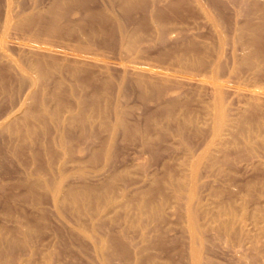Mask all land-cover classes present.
<instances>
[{"label": "rangeland", "instance_id": "1", "mask_svg": "<svg viewBox=\"0 0 264 264\" xmlns=\"http://www.w3.org/2000/svg\"><path fill=\"white\" fill-rule=\"evenodd\" d=\"M256 2L264 7V0H199L169 11L166 0H145L127 24L149 42L140 60L156 64L163 55L170 67L169 48L177 46L174 55L187 46L216 51L222 36L224 71L233 69L222 118L211 86L180 75L171 79L179 96L171 108L168 95L152 96L135 82L123 84L119 97L101 94L95 99L104 110L83 115L93 116L92 128L68 127V114L59 122L47 115L42 125L11 113L13 124L0 125V264H194L177 183L194 197L198 264H264V27L260 42L247 31L235 35L264 25ZM161 11L157 23L153 14ZM163 22L178 30L176 46L156 41ZM254 49L262 55L253 69L234 64ZM8 98L0 96V117L17 100ZM117 103L126 126L114 129ZM219 120L225 124L215 139ZM71 194L79 200L69 201Z\"/></svg>", "mask_w": 264, "mask_h": 264}, {"label": "bare ground", "instance_id": "2", "mask_svg": "<svg viewBox=\"0 0 264 264\" xmlns=\"http://www.w3.org/2000/svg\"><path fill=\"white\" fill-rule=\"evenodd\" d=\"M14 1L0 0V96L7 98L15 96L17 100L12 101L4 117H0V125L9 122L11 126L15 121L10 117L11 113L20 112L24 114L25 119L42 125L49 118L46 117L47 115L50 116V120L55 119V122H59L61 114H68L69 116L64 117L62 121L68 127L92 128L95 124L94 118L92 115L85 118V114L104 110L95 98L112 92L119 97L123 92V84L131 82H135L139 88L152 96L168 95L169 100L165 102V108H171L179 97H174L178 93L171 80L177 75L197 77L205 84L208 83L211 86L210 92L217 114L221 118L225 115L222 101L227 94L229 96L233 94L225 93L224 88L225 84L230 82L233 69L224 71L222 36H219L221 43L216 51L195 47L197 50L190 52L187 46L183 47L184 50L179 55H174L177 43L173 41L178 39V30L170 29L164 22L158 25L155 23L157 25L155 32L158 35L156 41L161 45L173 42L172 45L176 46L175 49L169 48L167 52L168 55L173 56L174 66H163L162 63L166 59H163V55L157 56L156 64L140 60L141 58L138 57L140 48L148 46L149 42L141 35L139 29L127 28L132 13L145 11V0H97V2L96 0H50V3L46 5L44 3L45 6L39 0L22 3ZM156 1L161 3V0ZM166 1L169 4L167 5L169 11L190 5V0ZM196 2L192 3L196 5ZM90 4L94 5L90 6ZM253 8L256 12L257 10L263 12L264 15V7L258 6L257 2L253 4ZM161 13L162 11L153 14V19L154 17L158 19L155 22H159ZM211 21L214 25L216 20ZM139 25L141 24H137L136 28ZM260 25L248 24L245 29L239 28L235 35L238 34V38L247 31L252 38L256 36L258 38L260 35L258 33L264 27ZM261 55L258 49H254L246 52L241 59L232 60L234 64L248 65L253 69ZM158 75L163 76L160 78ZM44 97L49 99L50 103L45 101ZM117 104L112 107L116 115L112 122L114 129L126 126V122L121 117V106ZM224 124L221 120L218 121L214 128L215 139ZM261 126L264 128V121ZM68 140L65 138L61 144L65 146ZM108 147L106 154L110 153ZM202 155L206 158L208 151ZM56 189L58 190L59 187L56 186ZM175 190L180 196L185 195L186 211L192 224L189 228L190 256L192 262L198 264V230L194 224L195 214L191 210L194 197L181 183H177ZM78 197L79 195L71 194L68 200L77 202Z\"/></svg>", "mask_w": 264, "mask_h": 264}]
</instances>
